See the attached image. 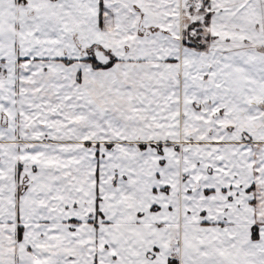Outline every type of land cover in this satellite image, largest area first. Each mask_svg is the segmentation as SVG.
Returning <instances> with one entry per match:
<instances>
[{
  "label": "snow or ice",
  "instance_id": "obj_1",
  "mask_svg": "<svg viewBox=\"0 0 264 264\" xmlns=\"http://www.w3.org/2000/svg\"><path fill=\"white\" fill-rule=\"evenodd\" d=\"M0 264H264V0H0Z\"/></svg>",
  "mask_w": 264,
  "mask_h": 264
}]
</instances>
